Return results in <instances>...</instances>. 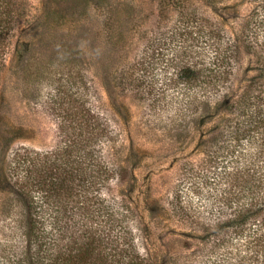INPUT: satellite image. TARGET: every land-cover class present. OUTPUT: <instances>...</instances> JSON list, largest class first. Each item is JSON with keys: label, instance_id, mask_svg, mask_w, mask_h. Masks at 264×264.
Segmentation results:
<instances>
[{"label": "rangeland", "instance_id": "rangeland-1", "mask_svg": "<svg viewBox=\"0 0 264 264\" xmlns=\"http://www.w3.org/2000/svg\"><path fill=\"white\" fill-rule=\"evenodd\" d=\"M22 1L27 15L17 26L0 76V238L8 231L11 205L20 207L8 180L11 157L23 146L46 149L57 144L61 118L55 113L58 107H53L58 102L70 106V99L79 104L87 90L81 85L88 77L98 95L85 96L102 105L116 132V140L103 146V154L116 169L110 190L125 197L141 221L140 252L152 264H221L223 258H232L236 240L225 239L203 259L187 260L198 245L187 236L201 234L193 231L199 225L174 217L168 201L181 181L195 180L196 192L188 194L190 213L200 220L214 218L210 214L214 198L194 169L205 159L209 136L228 118L224 104L255 78L254 57L242 49L231 57L230 65L217 68L218 76L228 75V81L218 96L204 100L193 114L186 102L193 86L178 75L188 64L178 48L182 22L175 12L162 10L158 0ZM190 1L202 15L218 19L233 38H239L243 21L256 7L251 0ZM167 50L172 54H164ZM161 58L164 62L158 61ZM140 60L147 67L141 80L128 86L126 77L134 75H125L118 88L117 70ZM143 81L138 88L136 84ZM143 88L165 90L169 111L154 112L140 104L135 92ZM257 140L245 139L240 149L255 153ZM186 161L193 166L182 168Z\"/></svg>", "mask_w": 264, "mask_h": 264}, {"label": "trees", "instance_id": "trees-1", "mask_svg": "<svg viewBox=\"0 0 264 264\" xmlns=\"http://www.w3.org/2000/svg\"><path fill=\"white\" fill-rule=\"evenodd\" d=\"M251 1L256 7L243 21L239 38H233L218 19L202 15L190 0H158L162 10L175 12L182 22L178 48L188 64L178 75L193 86L186 101L193 114L204 100L218 96L228 81V75L218 76L217 68L230 65L231 57L242 49L256 62L255 78L236 99L224 104L228 118L213 130L205 159L194 169L214 198L210 210L214 218L200 220L190 213L188 194L196 192L195 180L193 186L183 180L170 192L172 215L199 225L193 231L201 234L187 236L198 244L187 260L203 259L227 239L236 240L237 248L221 264H264V0ZM26 15L24 1L0 0V76L17 26ZM167 51L164 54H172ZM146 69L142 60L122 66L117 70V87H123L128 74L134 76L126 77V85L134 86ZM91 83L88 77L82 82L87 90L79 104L70 99V106L58 102L53 107H58L55 113L61 118L57 144L46 149L23 146L11 157L8 180L20 207L11 205L8 231L0 238V264H152L139 250L142 229L134 207L110 190L116 169L103 154V146L116 140V132L102 105L85 96L98 95ZM135 93L151 111H169L165 90L143 88ZM186 94L184 89L183 102ZM57 98L60 92L55 103ZM255 137L257 151L244 153L240 149L244 140ZM187 166L193 164L181 165Z\"/></svg>", "mask_w": 264, "mask_h": 264}]
</instances>
